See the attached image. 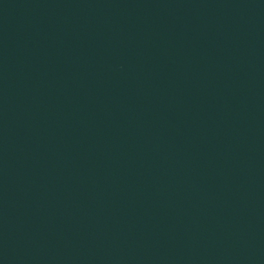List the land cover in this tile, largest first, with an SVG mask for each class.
I'll use <instances>...</instances> for the list:
<instances>
[{"label": "water", "instance_id": "water-1", "mask_svg": "<svg viewBox=\"0 0 264 264\" xmlns=\"http://www.w3.org/2000/svg\"><path fill=\"white\" fill-rule=\"evenodd\" d=\"M0 264H264V0H0Z\"/></svg>", "mask_w": 264, "mask_h": 264}]
</instances>
